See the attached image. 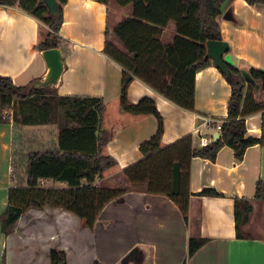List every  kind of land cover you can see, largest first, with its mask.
<instances>
[{
  "label": "crops",
  "instance_id": "0c3cea01",
  "mask_svg": "<svg viewBox=\"0 0 264 264\" xmlns=\"http://www.w3.org/2000/svg\"><path fill=\"white\" fill-rule=\"evenodd\" d=\"M114 2L104 5L94 0H68L63 7L59 37L63 40L65 72L58 96L99 98L104 102L120 97L123 69L105 55L104 48L109 32V38L122 49L114 40L113 30L131 16V8ZM121 13H125L123 18L119 17ZM218 22L222 41L230 45L235 67L264 71V7L257 9L245 0H227ZM44 26L18 7L0 5V76L25 87L45 74L46 64L36 49ZM169 28L173 34L165 40ZM164 31L162 41L172 43L175 24L170 23ZM144 97L154 100L163 118L165 144L191 136L193 148L201 150L202 139L217 133L214 126L206 125L205 119L227 120L231 86L211 61L210 66L196 74L194 111L175 105L135 79L128 98L138 103ZM19 129H52L49 143L44 142L43 134L38 136L40 140H30V144L47 143V148L38 151L58 148L56 125L17 126L11 121L0 125V167L9 164L10 168L19 160L15 149V132ZM246 129L247 137L260 138L262 113L248 116ZM157 130L154 116L115 128L111 131L114 138L108 144L109 153L124 170L142 159L140 146ZM118 176L124 178L118 173L103 182ZM259 180L264 181V146L248 148L242 160L236 159L231 148L224 147L214 162L192 160L190 191L194 196L190 199L188 222L167 196L129 191L104 207L93 230L84 228L74 214L46 207L27 211L13 231L5 235L1 228L3 206L0 264H52V250L65 252L67 264H264V201L255 199ZM45 183V187L58 186L52 181ZM206 188L216 190L222 197L196 196ZM236 199L249 201L253 208L248 223L241 228L242 239L236 233ZM191 238H202L206 243L188 257Z\"/></svg>",
  "mask_w": 264,
  "mask_h": 264
},
{
  "label": "trees",
  "instance_id": "16d2710c",
  "mask_svg": "<svg viewBox=\"0 0 264 264\" xmlns=\"http://www.w3.org/2000/svg\"><path fill=\"white\" fill-rule=\"evenodd\" d=\"M60 16L53 17L43 0H0V5L18 7L40 21L41 40L36 46L40 52L52 48L63 49L59 37L63 25V7L68 0H57ZM108 5L110 0H94ZM120 7H130L131 16L113 30L114 40L106 32L104 53L123 69L121 95L110 102L99 98L61 97L56 90L35 89L28 85L19 87L11 78L0 76V125L11 121L21 126H58V148L47 151H29L26 158L25 186L11 187L8 205L1 216V228L9 235L29 210L42 211L46 207L61 209L77 216L84 228L93 230L98 216L111 201L129 191L164 195L180 208L186 222L190 199L191 164L195 158L214 162L219 151L229 147L236 159L242 160L248 148L264 146V100L255 97L254 88L248 85L241 71L229 67L223 74L231 86L228 117L222 124L221 139L195 150L192 137L173 144L163 142L164 122L151 98L138 103L128 98V90L139 79L175 105L194 111L196 74L211 65L207 59V43L222 41L218 18L227 0H114ZM257 9L264 0H245ZM170 23L176 26L172 43L162 41L164 30ZM252 77L263 86L264 71L249 68ZM221 72V71H220ZM12 110L11 116L7 114ZM64 123H58L59 111ZM262 113V136L247 137L246 118ZM8 115V116H7ZM148 116L158 121L157 133L140 146L142 159L121 169L111 156L108 144L114 138L111 131L125 128ZM18 166V165H17ZM118 173L125 185L112 189L103 180ZM42 181H52L58 186L42 187ZM196 196L222 197L214 189H203ZM255 199L264 201V181L256 183ZM253 212L247 200H235L236 233L244 238L241 228ZM205 239L189 240L188 257H192ZM52 264H67L66 253L52 250ZM5 264V263H4ZM99 264V263H96Z\"/></svg>",
  "mask_w": 264,
  "mask_h": 264
},
{
  "label": "water",
  "instance_id": "95a60500",
  "mask_svg": "<svg viewBox=\"0 0 264 264\" xmlns=\"http://www.w3.org/2000/svg\"><path fill=\"white\" fill-rule=\"evenodd\" d=\"M50 14L58 18L60 16L59 3L57 0H43ZM42 58L46 64V72L40 78L32 81L28 85V91L32 88L58 91L62 83V77L65 72V63L63 53L60 48H52L41 52ZM207 59L211 60L217 69L225 75H229V67H235V62L230 54V45L224 41H209L207 43ZM248 85L254 88L255 97L258 100H264L263 86L257 82L251 75L249 68L241 67L239 69ZM212 142L221 139V133L211 135Z\"/></svg>",
  "mask_w": 264,
  "mask_h": 264
},
{
  "label": "rangeland",
  "instance_id": "374dc122",
  "mask_svg": "<svg viewBox=\"0 0 264 264\" xmlns=\"http://www.w3.org/2000/svg\"><path fill=\"white\" fill-rule=\"evenodd\" d=\"M110 2H114L113 0H110ZM115 3V2H114ZM123 8V7H122ZM128 9H130V7H128ZM125 13H121L119 14V17H124ZM44 29H46V27L44 26ZM165 32V31H164ZM165 40H169L170 37L173 34V29L169 28L166 32H165ZM162 38V40H164ZM109 40L111 41V37L109 38ZM117 46V44H115ZM7 114H9L11 116V114H13L12 110H8ZM8 116V115H7ZM64 116H63V111H59V115H58V123L63 124L64 123ZM17 126L19 124H16ZM21 126V125H19ZM58 127V126H57ZM28 130V129H27ZM52 129L50 130H46V131H41V129L35 131H30V129L28 131H22V129H19L15 132V136H16V143H15V149H16V153L17 154H22V156L24 157L26 154L29 153V151H35V150H44V148L48 147L47 143L50 142V140L53 138L52 136ZM56 132V131H53ZM43 137H45L44 142H47L46 145H38V146H34L30 144V140L33 141V139H41L38 136L43 135ZM58 137V136H57ZM27 139V140H26ZM36 142V141H35ZM41 142V141H39ZM39 142L37 144H39ZM26 158H21V164L20 167L17 166L15 163L10 164V168H9V164H5V166L0 167V207H4V212L7 208V202H8V192L9 189L11 187H24L25 186V171H26V167H25V162ZM103 185L108 186L110 188H121V186H124L125 183V179L122 177H115L111 180H107L102 182ZM46 183L42 185V187H45ZM3 212V213H4Z\"/></svg>",
  "mask_w": 264,
  "mask_h": 264
},
{
  "label": "built area",
  "instance_id": "2783aa9c",
  "mask_svg": "<svg viewBox=\"0 0 264 264\" xmlns=\"http://www.w3.org/2000/svg\"><path fill=\"white\" fill-rule=\"evenodd\" d=\"M205 122H206V125L208 126V127H212V126H214L215 127V129H216V131H217V133H221V130H222V124L224 123V122H222V121H220V120H217V119H215V118H211V117H209V118H206L205 119ZM212 142V138H203L202 139V145H203V147H206V146H208L210 143ZM45 183V181H42L41 182V185H43Z\"/></svg>",
  "mask_w": 264,
  "mask_h": 264
}]
</instances>
